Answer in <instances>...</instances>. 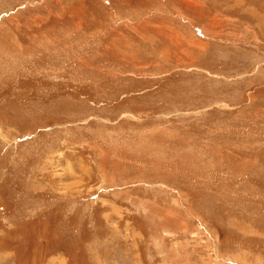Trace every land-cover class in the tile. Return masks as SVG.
<instances>
[{"label":"rangeland","instance_id":"obj_1","mask_svg":"<svg viewBox=\"0 0 264 264\" xmlns=\"http://www.w3.org/2000/svg\"><path fill=\"white\" fill-rule=\"evenodd\" d=\"M0 264H264V0H0Z\"/></svg>","mask_w":264,"mask_h":264}]
</instances>
